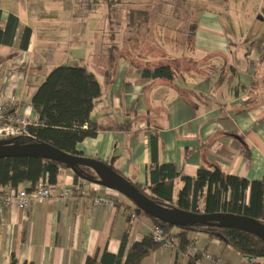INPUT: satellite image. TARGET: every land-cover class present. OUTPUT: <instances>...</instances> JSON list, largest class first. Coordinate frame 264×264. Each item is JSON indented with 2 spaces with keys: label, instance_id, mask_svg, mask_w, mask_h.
<instances>
[{
  "label": "crops",
  "instance_id": "crops-1",
  "mask_svg": "<svg viewBox=\"0 0 264 264\" xmlns=\"http://www.w3.org/2000/svg\"><path fill=\"white\" fill-rule=\"evenodd\" d=\"M246 1H226L228 12L221 13L211 7L197 10L189 0L185 29L176 30L166 43L164 38L154 42L152 33L166 36L167 29L175 28L146 22L164 13L154 10L172 4L166 0H0L1 28L10 16L19 20L14 43L0 44V94L15 99L13 114L37 125L32 100L49 73L60 66L86 65L102 91L91 120L103 126L126 119L134 124L128 131H99L84 140L78 145L84 157L100 159L131 183L145 186L156 136L158 160L175 164L187 176L195 178L206 167L262 179L264 0ZM27 29L30 40L22 49ZM113 45L124 57L108 81ZM162 62L174 70L172 80L143 75ZM61 186H71L75 199L58 200ZM181 187L176 180L174 198ZM97 194L114 199V206H94ZM117 202L129 204L120 193L94 182L75 190L71 170H65L47 202L27 210L0 209V264H11L13 257L18 264H84L104 249L117 254L127 231L129 249L155 224L143 214L129 221L125 206ZM196 245L214 256L204 264H264V258L252 262L208 235L198 234ZM176 261L187 264L175 249L162 247L141 264Z\"/></svg>",
  "mask_w": 264,
  "mask_h": 264
},
{
  "label": "trees",
  "instance_id": "trees-1",
  "mask_svg": "<svg viewBox=\"0 0 264 264\" xmlns=\"http://www.w3.org/2000/svg\"><path fill=\"white\" fill-rule=\"evenodd\" d=\"M166 2L175 4L183 0ZM18 25V18L10 16L5 29L0 26V44L10 46L14 43ZM30 35V29H27L23 35L22 49H27ZM123 57L118 45L110 47L105 71L108 81L112 80ZM261 60L264 61V53ZM143 75L151 79L172 80L174 70L169 65H163L147 69ZM101 95V85L86 65L57 67L49 73L33 97L32 107L38 115V124L28 128L30 136L8 137L0 140V145L46 143L68 154L84 156L78 149V145L84 140L95 138L99 131H128L134 124L132 119H126L114 126H103L93 122L91 115ZM18 139L25 141L18 142ZM156 140V136H152V162L147 167L146 185L132 183L143 194L165 207L199 214L226 213L246 216L264 225V178L249 180L227 174L220 168L206 167H201L197 176L192 178L179 172L175 164L161 163L158 160ZM68 169L71 170L75 190L87 182L81 175L96 178L88 167L77 166L80 173L77 174L70 166L58 161L28 157L0 159V192L8 193L22 189L32 192L45 182L54 189L58 187L63 172ZM178 179L182 181V187L177 198H174L175 182ZM120 195L125 197L129 204L117 202L116 205L125 206L129 213V221L133 213L143 214L168 237L175 236L180 240L176 249L177 255L187 258V264L204 263L208 260L206 256L209 253L201 252L196 245L198 234L214 238L235 254L252 262L264 258V242L253 234L215 222L173 226L140 211L132 200L121 193ZM127 232L117 254L104 249L98 251L95 256H88L84 264H141L153 252L162 248V243L156 242L152 234H149L127 249ZM192 244H195L197 251L193 255H188L187 248ZM11 264H18L15 257L12 258ZM174 264L179 263L176 261Z\"/></svg>",
  "mask_w": 264,
  "mask_h": 264
},
{
  "label": "water",
  "instance_id": "water-1",
  "mask_svg": "<svg viewBox=\"0 0 264 264\" xmlns=\"http://www.w3.org/2000/svg\"><path fill=\"white\" fill-rule=\"evenodd\" d=\"M17 157L41 158L62 162L70 166L73 172L77 174H80L77 166L88 167L94 172L96 178L81 175L86 181L118 191L132 200L140 211L164 223L179 226L215 222L253 234L264 242V225L259 221L246 216L226 213L199 214L162 206L143 194L127 178L100 159L71 155L46 143L0 145V159Z\"/></svg>",
  "mask_w": 264,
  "mask_h": 264
},
{
  "label": "built area",
  "instance_id": "built-area-1",
  "mask_svg": "<svg viewBox=\"0 0 264 264\" xmlns=\"http://www.w3.org/2000/svg\"><path fill=\"white\" fill-rule=\"evenodd\" d=\"M14 98H6L0 94V138H8L13 136H30L28 128L33 126V123L25 116L15 115L11 112ZM119 194L118 191L112 189ZM96 191V190H95ZM76 197L75 192L71 186H61L57 193L56 198L60 201H71ZM52 198V189L48 182L41 184L36 190L28 192L25 189L20 191H10L8 193L0 192V209L6 207L17 206L21 210H27L35 204H42ZM114 199L97 194L93 197L94 206H114ZM136 213L132 217H136ZM154 240L162 243L163 248L177 249L180 240L171 236L168 237L165 232L159 228L154 227L151 231ZM197 251L195 244L187 248L186 254L193 255ZM206 259L211 260L212 255L208 254ZM197 264H204L197 262Z\"/></svg>",
  "mask_w": 264,
  "mask_h": 264
},
{
  "label": "rangeland",
  "instance_id": "rangeland-1",
  "mask_svg": "<svg viewBox=\"0 0 264 264\" xmlns=\"http://www.w3.org/2000/svg\"><path fill=\"white\" fill-rule=\"evenodd\" d=\"M142 1H144V3H146V2H151L153 0H142ZM226 1H228L229 3H231V2H237V3L240 2V3H242V1L247 2L246 0H194V2H192V6L195 7V9H197V10H201L203 7H209V8L211 7V8H215L216 10H218L221 13L222 12L224 13V12H228V11H226L227 10L226 7L228 6ZM162 2H163V0H162ZM253 3L258 4L259 1L258 0H253ZM190 6H191L190 2H188L187 0L186 1L183 0V2H181L180 4L175 2V4H170L169 6L167 5V7L165 9H162V5H161V8L159 10L158 9L154 10V11H156L155 13H157L158 11H161V12H164V13L158 14V16L157 15H154V16L151 15L150 17L146 18V22L154 21L153 23H151V27L153 25L159 26V24H164V25L168 24L172 28H175V30L170 31V29H167L165 31V34H167V35L166 36H161V37L156 36V35H154L152 33V40L155 42V40L157 41L158 38H161V39L164 38V39H166V43H170V42H168V40H170V38L173 35L178 34V33H175L176 30L181 32L183 27L185 29L186 20H187V18L185 16L186 15V10H188V8ZM121 7L126 8L125 6H121ZM124 8H122V9L124 10ZM250 9H253L252 6H251ZM125 12H126V10H125ZM121 14L122 13L120 12V15ZM144 21H145V18H144ZM262 25L264 26V22L262 23ZM157 26H156V28H157ZM161 29H162V27H161ZM170 41H172V40H170ZM160 66H163V62L155 65V67H160ZM97 69L99 70L100 68L97 66ZM17 141L18 142H23V141H25V139H18Z\"/></svg>",
  "mask_w": 264,
  "mask_h": 264
}]
</instances>
